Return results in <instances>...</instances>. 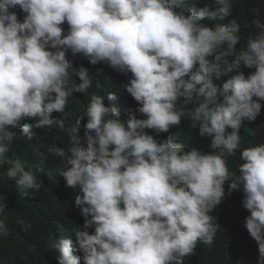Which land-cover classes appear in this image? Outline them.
Instances as JSON below:
<instances>
[{
  "label": "clouds",
  "instance_id": "9594fccd",
  "mask_svg": "<svg viewBox=\"0 0 264 264\" xmlns=\"http://www.w3.org/2000/svg\"><path fill=\"white\" fill-rule=\"evenodd\" d=\"M232 7L0 0V264H13L2 253L17 235L4 212L22 197L57 202L55 213L45 210L39 244L54 264H184L198 243L213 244L210 213L226 182L228 195L243 190L244 227L264 264V143L240 149L241 126L264 108V22L257 9V31L239 49L236 19L202 23L228 18ZM75 100L84 113L50 154L45 135L65 129L56 115ZM119 108L129 109L126 120ZM184 117L219 151L149 134ZM237 149L238 174L225 159ZM20 223L26 239L31 224Z\"/></svg>",
  "mask_w": 264,
  "mask_h": 264
},
{
  "label": "trees",
  "instance_id": "16d2710c",
  "mask_svg": "<svg viewBox=\"0 0 264 264\" xmlns=\"http://www.w3.org/2000/svg\"><path fill=\"white\" fill-rule=\"evenodd\" d=\"M196 2L198 6L202 7L205 4H212L213 0H196ZM232 4V13L228 18L222 21L205 18L202 23L214 26L227 24L231 19H236L240 24L241 41L237 45L239 49L241 45H246L248 37L257 31L251 23L253 19L257 18V9L260 10L259 19L264 22V0H232ZM15 11L18 15H22L23 19L24 13L20 11L19 7ZM242 70L245 76L249 72L255 71V69L248 68H243ZM226 79V77L222 78L221 81H216V83L222 85ZM178 107L184 106L181 104ZM119 109L121 111V119L126 120L129 109ZM82 110L81 102L75 100L68 112L65 111L62 115L57 113L56 117L65 122V129H59L53 126L48 132L49 134L45 135L47 151L49 148L50 154H54L52 149L55 147L64 148L61 145L69 142L66 130L75 120L79 119L78 117L81 113H84ZM137 118L146 117H141V114L137 113ZM86 120L87 117H84L81 123H86ZM148 131L158 141L170 137L174 141L183 143L186 149L196 148L203 153L219 151V149L216 150L211 147L210 137L201 136L198 128L191 127V121L186 117L182 118L180 126L172 127L168 133L157 134L153 130ZM81 135H83V128H81ZM240 137V149L264 143V108H262L261 114L255 121H244L240 129ZM240 149H237L235 155L225 157L230 172H236L237 174L238 166L242 163L240 160ZM51 183L53 182H49L50 185L48 184V188H44L41 193L48 189H53L54 185ZM228 187V183L226 182L224 185V198L210 213L213 217V223L218 226L213 244L208 246L203 243H198L195 254L186 256L184 258V264H256L258 246L244 227L245 218L250 213L242 206V200L244 198L243 190L242 188L240 190H233L231 195H228ZM56 207L57 202L54 198L49 201L47 200V204L39 203L36 197L33 199H27L26 197L17 199L11 205L10 209L4 212L8 222L17 229V235L14 237L11 247L2 253L3 259L6 261L11 260L13 264H54L50 249L43 248L40 250L39 244L48 225L47 219L43 216L46 213L45 210L55 213ZM21 221L31 224V227L24 233L27 240L20 235L22 230ZM30 249L31 254H29Z\"/></svg>",
  "mask_w": 264,
  "mask_h": 264
}]
</instances>
